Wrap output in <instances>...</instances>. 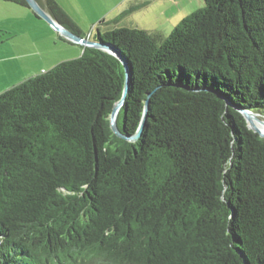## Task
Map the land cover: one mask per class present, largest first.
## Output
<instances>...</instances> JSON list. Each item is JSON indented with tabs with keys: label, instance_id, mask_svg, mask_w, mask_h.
I'll list each match as a JSON object with an SVG mask.
<instances>
[{
	"label": "trees",
	"instance_id": "16d2710c",
	"mask_svg": "<svg viewBox=\"0 0 264 264\" xmlns=\"http://www.w3.org/2000/svg\"><path fill=\"white\" fill-rule=\"evenodd\" d=\"M95 40L0 93V264H264V0Z\"/></svg>",
	"mask_w": 264,
	"mask_h": 264
},
{
	"label": "rangeland",
	"instance_id": "374dc122",
	"mask_svg": "<svg viewBox=\"0 0 264 264\" xmlns=\"http://www.w3.org/2000/svg\"><path fill=\"white\" fill-rule=\"evenodd\" d=\"M118 1L119 0H79V8L70 9H72L75 17L80 21V27L85 33L92 30L96 33L97 30L95 29V26L104 27L105 23L100 22L103 17L109 16V19H111L120 12L122 8H114L116 5L115 3ZM179 2L180 3L177 5L175 2L169 3L167 1L166 3V0L165 2L164 0H156L147 7L127 12L121 21V25L140 27L148 30L161 29L165 31V34H169L173 27H175V25H177L185 16L204 5V0H179ZM97 16L100 18L97 19L96 23H93L92 20ZM35 18L34 26H31L30 24L27 26V24L24 23L25 26L22 24L24 27L20 25L19 28L24 32H26L27 29L29 33L33 31L36 38L44 39V42L49 44V46H47L49 49H37L36 55L30 54L22 56L25 57L21 60L23 66L25 65V69L23 71L16 69L15 73L12 75L14 76L12 81L23 79L22 77L26 72L31 73L29 75H36L37 73H41L43 68L50 69L61 61L76 58L82 54L83 50L80 51L82 43L79 46L78 43L70 41L66 42L64 36L59 34L46 20L37 16ZM170 19L171 22H169ZM45 22L50 28L56 31V33H51L52 31ZM111 23L116 25L115 21ZM52 34H54V36ZM102 34L104 35L103 31ZM52 38H55L56 45L52 44ZM26 39L27 35H24L21 32L18 38L19 44L26 43ZM29 45L31 44L29 43Z\"/></svg>",
	"mask_w": 264,
	"mask_h": 264
},
{
	"label": "crops",
	"instance_id": "0c3cea01",
	"mask_svg": "<svg viewBox=\"0 0 264 264\" xmlns=\"http://www.w3.org/2000/svg\"><path fill=\"white\" fill-rule=\"evenodd\" d=\"M63 8L64 10L73 18V20L77 23V25L80 27V21L75 17L72 9L70 8H79V0H56ZM119 0L116 2L114 8H122L120 12L116 14L115 17H103L101 19V23L104 22V27H98L95 26V29L97 32L95 33L94 30L89 31L88 33H85L82 29V36L89 38L91 40H95L97 35L99 33H102L113 29L114 27L123 26L121 25V21L126 15L127 12L140 9L138 8L140 5H144L141 8L147 7L148 5L152 4L156 0ZM169 3L179 4V0H166ZM165 2V0H164ZM127 5V6H126ZM127 8V9H126ZM106 16V15H105ZM177 16V15H176ZM35 14L33 11L27 7H23L21 5L12 3V2H6L3 0H0V93L3 91L9 89L10 87L24 81L25 79L34 76L29 75L31 73L26 72L23 75V79H16L15 81H12L14 76H12L16 69H19L20 71H23L25 69V65L23 66V62L21 61L26 55H36L37 49L45 48L49 49V44L44 42V39L36 38L34 32L26 30L24 32L22 29L19 28V26H23L24 23L27 24V26L30 24L31 26H34L35 23ZM100 18L97 16L92 20L93 23L97 22V19ZM39 19V18H38ZM173 20V18H172ZM116 22V25H113L111 22ZM171 22V19L170 21ZM46 23V22H45ZM23 24V25H22ZM46 25H48L46 23ZM25 26V25H24ZM23 26V27H24ZM49 29L52 31L51 33H56L50 26L48 25ZM174 28V27H173ZM161 30V29H159ZM49 31V30H48ZM163 31V30H161ZM23 33L24 35H27L26 43H21V45L18 42L19 34ZM58 32V31H57ZM165 32V31H163ZM59 33V32H58ZM60 34V33H59ZM54 36V34H52ZM30 39V40H29ZM66 42H73L67 38H65ZM52 44L56 45L55 38H52ZM29 41V42H28ZM29 43L31 45H29ZM76 43V42H73ZM27 44V46H26ZM79 46L81 43H78ZM77 45V44H76ZM26 46V47H25ZM85 45L82 44L80 46V51L84 50ZM24 52V53H23ZM83 53V51H82ZM18 70V71H19ZM47 70L45 68L42 69V71ZM39 74V73H37ZM36 74V75H37Z\"/></svg>",
	"mask_w": 264,
	"mask_h": 264
},
{
	"label": "water",
	"instance_id": "95a60500",
	"mask_svg": "<svg viewBox=\"0 0 264 264\" xmlns=\"http://www.w3.org/2000/svg\"><path fill=\"white\" fill-rule=\"evenodd\" d=\"M31 7V9L41 18L46 20L55 30H57L61 35H63L65 38L76 42V43H82L85 46H90V47H95V48H102V49H107L108 47L103 44L102 42H99L97 40H91L89 38H86L82 35L76 34L69 28L65 27L61 23H59L57 20H55L39 3L38 0H26ZM128 91V79H126L125 83V90L122 99L117 102L114 106L112 115H111V125L114 130V132L122 138H126L128 140H136L138 139L144 129L146 120H147V113H148V108H149V100L146 101L145 107H144V114L143 118L141 121V124L138 128V131L134 135H126L124 134L119 126H118V113L122 105L124 104L126 100V95ZM240 112L244 115L248 127L253 130L254 132L258 133L262 138H264V129L261 127V125H264V115L255 112L253 110H250L248 108H239Z\"/></svg>",
	"mask_w": 264,
	"mask_h": 264
},
{
	"label": "bare ground",
	"instance_id": "6f19581e",
	"mask_svg": "<svg viewBox=\"0 0 264 264\" xmlns=\"http://www.w3.org/2000/svg\"><path fill=\"white\" fill-rule=\"evenodd\" d=\"M261 127L264 129V125H261Z\"/></svg>",
	"mask_w": 264,
	"mask_h": 264
}]
</instances>
